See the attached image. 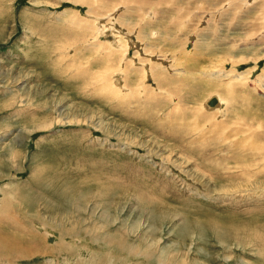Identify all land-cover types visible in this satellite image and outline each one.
Listing matches in <instances>:
<instances>
[{
	"label": "rangeland",
	"instance_id": "obj_1",
	"mask_svg": "<svg viewBox=\"0 0 264 264\" xmlns=\"http://www.w3.org/2000/svg\"><path fill=\"white\" fill-rule=\"evenodd\" d=\"M0 264H264V0H0Z\"/></svg>",
	"mask_w": 264,
	"mask_h": 264
},
{
	"label": "bare ground",
	"instance_id": "obj_2",
	"mask_svg": "<svg viewBox=\"0 0 264 264\" xmlns=\"http://www.w3.org/2000/svg\"><path fill=\"white\" fill-rule=\"evenodd\" d=\"M222 99V98H221ZM220 98H217V99H215V97H212V98H210L208 101H205L206 102V105L207 106H215L216 104L215 103H217V102H221L220 100H221ZM218 100V101H217ZM204 106H205V104H204ZM206 107V106H205Z\"/></svg>",
	"mask_w": 264,
	"mask_h": 264
}]
</instances>
